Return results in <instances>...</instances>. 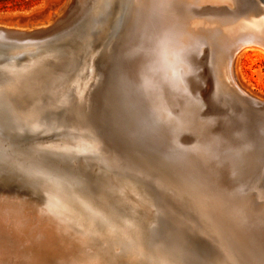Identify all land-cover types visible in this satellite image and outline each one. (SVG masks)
I'll use <instances>...</instances> for the list:
<instances>
[{
  "label": "rangeland",
  "instance_id": "374dc122",
  "mask_svg": "<svg viewBox=\"0 0 264 264\" xmlns=\"http://www.w3.org/2000/svg\"><path fill=\"white\" fill-rule=\"evenodd\" d=\"M140 1L114 0L111 10L107 4L103 8L100 0H31L28 4L9 3L7 8H0V22L32 26L49 21L68 3L62 20L52 25L53 31L41 35L38 40L29 39L33 44L37 41L39 45L45 43L44 49L50 51L33 69L34 73L27 75L28 70L13 66L12 61V65L8 62L0 64V155L8 157L10 164L14 158V163L18 162L28 172L38 174L55 188L60 187L71 198L70 208L65 205L67 210L62 207L52 210V229H56V234L51 230L53 236L48 233L52 240H60L59 237L65 239L62 230L71 231L72 225L78 224V221L70 222L78 213L75 208L78 207L91 217L96 214L93 217L98 225L92 228L97 231L94 232L91 225L87 226L88 223L86 226L93 234L97 232V237L104 232L105 236L111 233L115 235L113 238L126 240L122 242V247L127 255L134 257L133 264H180L171 250L181 247L187 251L186 258L194 262L207 258L215 264H264V252L261 250L264 245L256 241L260 246H253L254 239L262 241L264 238V225L261 223L264 220V103L260 105L248 95L242 100L238 90L233 87L224 89L216 83L214 57L210 58L208 45H203L199 52V66H192L188 78L184 80L186 82L180 83L184 87H178L173 82L165 52H160L156 56L159 58L157 63L155 61L161 74L158 77H161H157L156 81L153 79V84L149 83L151 76L147 74L151 72L150 65L146 64L141 69L139 59L152 55L141 49L139 38L147 24L152 25L161 17L156 8H151V12L140 6L142 12L151 13V19L138 22ZM249 1L255 2L253 7L257 6L256 0ZM99 5L101 10L96 14L94 11ZM239 12L245 14L247 8L243 7ZM6 36L11 40L8 43H16L11 36ZM258 48L255 46L248 50L240 66L243 84L264 98V49ZM171 96L174 98L171 99ZM225 97L233 99L231 101L237 104L233 107L241 115H219L221 107L217 102ZM183 106L191 110L188 117L184 115V110L181 111ZM209 134L216 140L224 138V141L232 136L235 145L226 148L213 144L208 149V145L205 147L201 143ZM6 139L14 140L15 155L11 156V152L4 148ZM35 139H39L38 143L46 140L51 144H63L56 148L46 143L37 146L32 144ZM64 142H69V145ZM235 169L237 173H234ZM38 205L42 210L45 208L43 211L51 212L47 204ZM61 212L66 216L61 214L60 220L57 216ZM241 216L244 218L241 219ZM44 217V214L39 216L40 220ZM0 224L4 228L5 224ZM9 231L0 233V250H5L6 257L8 254L3 261L0 259V264H68L63 246L49 244L39 249H43L40 253L25 236L24 240L14 236L7 239L6 232ZM91 231L86 230L89 235H92ZM177 233L182 234L183 239H178ZM16 241L22 242L17 244ZM3 243L9 245V251L2 248ZM29 245L32 250L28 249ZM108 250L111 255L112 248ZM14 251L17 254L11 253Z\"/></svg>",
  "mask_w": 264,
  "mask_h": 264
},
{
  "label": "bare ground",
  "instance_id": "6f19581e",
  "mask_svg": "<svg viewBox=\"0 0 264 264\" xmlns=\"http://www.w3.org/2000/svg\"><path fill=\"white\" fill-rule=\"evenodd\" d=\"M100 1L103 2V8H105V5L107 4V6L110 8V10L112 9L114 0H100ZM68 3H66L65 6H63V8L61 10H59L57 13H55L54 14V17L52 16V18L49 21L45 22V23L35 24V25H32V26H18V25H9V24H6L4 22H0V64L2 63L1 65H4L6 62H8L9 65H12L11 64V61H12V62H14L13 66L21 67L23 70L24 69L25 70H28L27 75L30 76L32 73H34L33 69L36 67L37 64H39V62H41V60L44 59L45 54L50 53V51H49L48 48L47 49H44V47H43L44 45L43 44H45V43H42L41 45H39V44H37V42H38L37 41L36 44L35 43L33 44V43H31V40L32 39L33 40H35V39L38 40V38L41 37V35H45V33H47L48 31H51V30L53 31L54 28H52L53 27L52 25L55 24L58 20H60V19L62 20L65 11L68 8V6H67ZM253 3H255V2H252L251 3L250 1L248 2V0H141L140 1V4H139V7L137 8L138 22H139V20H142V19H145V21H147V19H151V13L149 12V14L147 15L146 13L142 12L143 9L141 10V7L140 6H142L146 11H150L151 10V12H152V9L151 8H153V9L156 8L157 13L159 12V15H160L159 18L161 17L160 18L161 19L160 21H158L156 23H153L152 25L147 24L145 26V28H143L142 33L140 35L141 37L139 38V42H140V45H141L140 46L141 49H143V50L145 49V51L150 52V55H152V56L144 55V56L140 57V59H139L140 68L142 66L141 69H143L144 66L146 67L148 64L150 65L149 67L151 68V70H150L151 72L147 74V71H146L147 76H151V82H149V83H152V80L153 79H155L154 81H156V80H158V78L161 77V76L158 77L161 74H160V71H158L160 69H158V67H156L157 65H155V61L157 63V60L159 58L156 57V56L158 54H160V52L161 53L162 52H165V55L167 56V57H165L166 58V61H167V65L171 68V71L170 72H171V78H173V80H174L173 82L175 84H177L178 87H184V86H181L180 83L181 82H186L184 80H186L188 78V75H189V73L191 71V67L192 66L195 67V68L199 66V63H200V61H199V57H200L199 52L202 49V46L203 45H206V46L208 45L209 48H210V50H211L210 58H213L214 57L213 58V64H214V68H215L216 83L219 84L221 87L223 86L224 89L227 88V87H229V88L230 87H233L234 89L238 90L240 92V94L239 93L238 94H239L240 97H242V100L246 97V95H248L249 97L255 99L256 102L258 101L260 105L262 103H264V98L262 96L257 95L258 93L257 94H256V92L254 93L253 90H251L247 85L243 84L244 81H242L243 80V75H242L241 66H240L241 65V60H242V58L244 56H246L248 54V50H251L255 46L256 47H260L258 49H261V48L264 49V7L260 6V5L264 4V0H260V3L257 4V6H255L256 8L253 7V5H252ZM245 6H248V7H245ZM243 7L244 8H247V13H245V14H242V13L239 12L240 10H242ZM84 9H86V8H84ZM100 10H101V6L99 5V7H97V10L94 11V12H96V14H99L100 13ZM141 12H142V14H141ZM74 14L75 13L73 12V15ZM145 15H146L147 18L146 17L145 18L143 17ZM154 15H156V13ZM157 17L158 16H156V18ZM68 21H69V19H68ZM139 27H141V26H139ZM6 35L11 36L14 39V42H16V43L15 44L14 43L13 44L12 43H8L7 41H11V40ZM29 39H31V40H29ZM25 40H28V41H25ZM87 51H88V49H87ZM61 56H62V54H61ZM139 62L137 60L136 63L138 64ZM105 63H106L105 65H107V62H105ZM133 63L134 62H132V64ZM129 66L132 67L131 65H129ZM135 68H137V67H135ZM153 69H155L154 72H153ZM155 72H156V75H155ZM122 73H124V72H122ZM85 74H87V73H85ZM44 76H45V74H44ZM89 76H91V75H89ZM136 77H134V78H136ZM131 78H133V76ZM144 78H145V76H144ZM130 80H132V79H130ZM169 80L171 81V79H169ZM147 81H149V80H147ZM73 82H74V79H73ZM126 82H128V81H126ZM138 82H139V80H138ZM141 82H143V81H141ZM141 82H139V83H141ZM145 82H146V80H145ZM152 84H150V85H152ZM183 84H185V83H183ZM126 85H128V84H126ZM129 85H131V84H129ZM187 85H189V84H187ZM146 86H148V85H146ZM126 87H129V86H126ZM131 88H132V86H131ZM78 92H79V89H78ZM84 93H86V92H84ZM178 93H179V91H178ZM73 94H75V93H73ZM231 97H232V95H231ZM173 98L174 97L171 96V99H173ZM135 99H136V97H135ZM140 99H141V97H140ZM83 100H84V96H83ZM231 100H233V99L232 98L230 99V97H225L224 99H221V100H219L217 102L218 103L217 105L219 106V108L221 107L220 108L221 110L219 111L220 112L219 115L223 114L226 117H229L230 116V113H231V116L233 114L235 117L241 115V114H239V110L235 109L236 107H233L234 102H232ZM237 102H238V100H237ZM168 104H169V102H168ZM259 104H258V107H259ZM234 105H237V104L235 103ZM145 106H146V104H145ZM239 106H241V104ZM260 107H262V106H260ZM128 108H130V107H128ZM182 110H184V115L188 117V114L191 111L190 108L188 109V107L183 106L181 108V111ZM242 110H245V109H242ZM218 128H220V127H218ZM221 130H222V128H221ZM262 130H264V129H262ZM82 133H83V131H82ZM154 135H156V133H154ZM156 137L157 136H155V138ZM215 138H216L215 136L213 137V136H211L209 134V135H207L205 137V139L203 138V141H202L201 145L202 146H205V147H207V145H208V149H211V147L213 146V144L222 145V146H224L226 148H228V146L234 147V145H235V144L233 145V141H232L233 140V137L232 136L229 139L225 138V139H227L225 141L223 140L224 138H221L219 140H216ZM260 138H261V136H260ZM39 139H35L34 142L32 141V144H37V146H39V145H44L46 143V144H50V145H48L49 147L51 145H53V147H55V148H56V146H61L60 144H63V143H57V144L54 143L53 144V142L51 144L50 141H46V140H43L42 143H38ZM80 139H82V138H80ZM90 139H91V137H90ZM159 139H160V137H159ZM5 142H7V144L5 143L4 148H6L7 151L11 152V156L12 155H15V147L16 146H15V143H13L14 140H12V139L11 140H9V139L7 140L6 139ZM217 142H219V143H217ZM64 143H67V142H64ZM79 144H81V142ZM66 145L68 146L69 145V142ZM72 146H73V144H72ZM59 149H60V147H59ZM186 149H187V147H186ZM16 150H17V148H16ZM258 150H261V149L258 148ZM47 151H49V150H47ZM199 152H200V150H199ZM210 153H212V152H210ZM221 154H223V153H221ZM258 154H257V156H258ZM179 155H180V153H179ZM185 155H186V153H185ZM186 156H188V154ZM191 156H192V154H191ZM38 157H40V156H38ZM253 157H255V156H253ZM171 158H172V156H171ZM186 159H185V161L187 162L188 159L187 160ZM189 159H190V157H189ZM228 159L230 160L229 157H228ZM246 159H247V157H246ZM12 160H13V163L10 164V162L8 161V157H5L3 155H0V220H1L0 222H2V223L5 224L4 225V228L0 226V230L3 231V233H4V230H6V231H7V229H10L11 230L9 232H6V235L8 237L6 235L5 236L7 237V239L9 237L14 236L16 239L18 238V239L24 240L22 238L25 236V237H27L26 239L29 242H31V245H33L34 248L37 247L36 250H38L40 253H41V251L43 249L41 251L39 249H41L42 247L48 246L49 244H51V246H52V244H53V246H56L54 244L57 243V244H59V246H61V247L63 246L62 247L63 250L68 255L67 258H65V259H67L66 261L68 262V264H120V263H123V264H133V263H135V261H133L134 260V257H132L131 255H127L126 254L127 252H125L123 250L122 245H123L124 241H126L125 239H116V237L113 238L112 236H115V235L114 234L111 235V233L108 234V235L105 233L107 235V236H105L104 235V232H103V235H101L102 234V232H101V234L99 235L100 237L99 236L97 237V232L95 233L96 234L95 235L87 227V226H90L91 225V229L93 230L92 227H95L96 226V224H97L96 223V219H95V217H93V216H96V214L95 213L92 214L93 215L92 216L93 219H92V217L90 215L85 214V212L84 211H81V209L78 208V207H75V208H77L78 213L76 214L75 218H72L70 220V222L73 221V220H74L73 222L78 221V224L79 225L77 224L75 226L71 222L73 224L72 227L70 228L71 231H69L67 229L68 231H65L64 232V230H62V232H61V230H60V232L62 234L64 233L63 236L65 237V239L63 237H59L60 240H58V239H53L52 240V236H53L52 234L54 232L56 234V229L55 228H54L55 230L52 229V226H53L52 223L53 222L51 223V221L53 220V218H52L53 216L52 215H54L53 212H52V210L55 207H58V208L59 207H62L63 209H66L67 210L68 207H69L68 205H69V201H71L70 200L71 198L69 196H67L61 189H59L60 187L59 188H55V186L53 184H51V183L49 184L46 181L42 180L40 178V176H38V174H36V173L33 174L32 172L31 173L28 172L26 169H24L23 167H21V165H18L19 164L18 162L17 163H14V158H12ZM246 161H248V160H246ZM248 163H249V161H248ZM8 164H9V166H7ZM45 165H47V164H45ZM10 166H12V168H10ZM207 171H208V169H207ZM235 172L237 173L236 169H235L234 173ZM212 174H214V173L212 172ZM231 174H232V172H231ZM222 176H224V175H222ZM192 177H193V175H192ZM208 178H210V177H207V179ZM141 179H142V177H141ZM243 179H245V178H243ZM219 181H220V179H219ZM238 183L241 184L242 182L241 183L238 182ZM260 183L261 182H259L257 184H260ZM242 184H244V183H242ZM210 185H212V183ZM253 189H254V187H253ZM76 190H79V189L76 188ZM238 190H240V189H238ZM238 190H236V191H238ZM250 190H251V186H250ZM261 190H263V189H261ZM261 190H259V191H261ZM236 191H235V193H236ZM193 193H195V192H193ZM228 193H230V192L228 191ZM241 193H242V191H241ZM75 194H77V193H75ZM231 194H234V193H231ZM254 195H256V193ZM254 195H253V199L255 197ZM78 196H80V194ZM81 197H83V196L81 195ZM45 198H46V200H45ZM38 203H43L45 205L47 204L49 206V208H51L52 214H50L51 212L49 213V211L48 212L43 211V210H45V208L42 210L39 207ZM204 203L205 202H203L202 204H204ZM258 203L260 204V202H258ZM206 204H207V200H206ZM65 205H67L68 207L65 206ZM40 206H42V205H40ZM262 206L264 207V205H262ZM206 207H208V205ZM249 207H250V205H249ZM49 208H48V210H49ZM221 209H224V208H221ZM59 210L60 209H58L57 211H59ZM91 210H92V212H94L93 209H91ZM210 210L211 209H209V211ZM213 210H214V208H213ZM223 211H225V210H223ZM237 212L238 211H236V213ZM40 213L44 214V216H45L41 220H40L39 216L42 217V214L40 215ZM211 213H212V211H211ZM240 213L241 212L239 211L238 214H240ZM61 214H62V216H66V213L63 214V212H61L59 214V216H57V217H60V220L62 218L60 216ZM48 215H49L50 219L48 218ZM55 215H57V214H55ZM57 217L54 216V218H57ZM213 218H215V217H213ZM243 218L244 217L241 216V219H243ZM38 219H39L40 222L38 221ZM210 220H212V219H210ZM229 220H231V219L229 218ZM57 221L59 222V219ZM239 221L241 222V220H239ZM81 222H83L82 223L83 226H82V224L80 225ZM225 222H227V220ZM233 222H235V221L233 220ZM42 223L43 224L46 223V224L43 225ZM86 223H88V225ZM61 224L62 223H60V225ZM238 224H240V223H238ZM238 224H236V225H238ZM252 224H255V223H252ZM55 225H57V224H55ZM217 225H219V224H217ZM58 226H59V224H58ZM222 226H223V224H222ZM243 226H245V224H243ZM83 227L87 231H91L93 237H90L92 235L91 234L89 235ZM112 227H114V225H112ZM59 228H61V226ZM63 228H64V226H62V229ZM109 228H111V227H108V229ZM108 229H107L106 232H108ZM12 230H14V232H12ZM51 230L54 231V232L52 233ZM57 230H59V229H57ZM1 231H0V233H2ZM95 231H97V230H95ZM109 231H111V230H109ZM15 232H18L19 234L16 235ZM48 233L49 234L52 233V234H50V235H52L51 238L49 237V234ZM61 233L59 234L60 236H61ZM88 235H89V237H88ZM15 238H14V240H15ZM56 238H57V236H56ZM4 239L2 241L6 242ZM11 239H9L10 242H12ZM56 240H57V242H56ZM248 240H250V239H248ZM248 240H246V241H248ZM58 241H61V242L58 243ZM256 241L260 245H264V238H263L262 241L259 240L260 242L258 241V239H254V242L255 243L253 242L254 243L253 246L256 244ZM21 242H19V243L17 242V244H20ZM238 242H240V241L238 240ZM12 243H14V241ZM1 244H2V242H1ZM3 244H4V246H2V248L3 249H6L7 251H9L8 248H7L9 245L7 243H6V245H5V243H3ZM31 245H29V247H28V249H30V250H32V248H33V247H31ZM256 245H258V244H256ZM260 245H258V246H260ZM247 246H248V244H247ZM17 247L18 246H16V249H18ZM61 247H60V249H61ZM11 248L12 247H10L9 249H11ZM109 248H112V250H113V252H112L113 254L111 253V255L108 254V252H109L108 249ZM261 250L264 252V248H262ZM45 251H44V253H45ZM0 252H1V250H0ZM4 252H5V250H4ZM4 252H1L2 255H4ZM15 252L16 251L11 252V253L14 254ZM31 252H34V251H31ZM244 252H245V250H244ZM46 253H48V252H46ZM15 254H17V253H15ZM258 254H259V251H258ZM258 254L256 253L257 256L260 255V254L259 255ZM6 255L8 257V254H6ZM51 255L53 256L54 254H51ZM1 256H0V259H2L1 261H3V257H6V256L5 255L2 256V257ZM13 256H15V255H13ZM55 256H56V254H55ZM61 256L63 257V254ZM23 257H24V255H23ZM240 257H242V256H240ZM12 258L13 257H11V259ZM16 258H18V255L16 256ZM53 259L56 260V258H53ZM19 260H22V259L19 258ZM61 260H62V258H61ZM10 261H12V260H10ZM260 261H262V260H260ZM43 263H45V262H43ZM217 263H220V262H217ZM262 263H263V261H262ZM39 264H40V262H39Z\"/></svg>",
  "mask_w": 264,
  "mask_h": 264
},
{
  "label": "snow or ice",
  "instance_id": "6c2138e0",
  "mask_svg": "<svg viewBox=\"0 0 264 264\" xmlns=\"http://www.w3.org/2000/svg\"><path fill=\"white\" fill-rule=\"evenodd\" d=\"M256 3L259 4L260 0H256ZM264 7V4L260 5ZM262 225H264V220L261 221ZM178 239H183L182 234L177 233ZM172 254L180 261V264H215L214 261H211L207 258H200L198 262H194L191 259L186 258L187 257V251L183 247L181 248H173Z\"/></svg>",
  "mask_w": 264,
  "mask_h": 264
},
{
  "label": "trees",
  "instance_id": "16d2710c",
  "mask_svg": "<svg viewBox=\"0 0 264 264\" xmlns=\"http://www.w3.org/2000/svg\"><path fill=\"white\" fill-rule=\"evenodd\" d=\"M31 0H0V8H7L9 3L13 5H21L22 3H30Z\"/></svg>",
  "mask_w": 264,
  "mask_h": 264
}]
</instances>
